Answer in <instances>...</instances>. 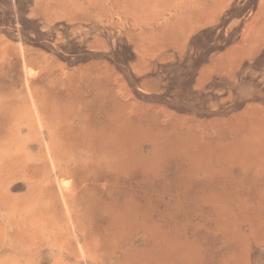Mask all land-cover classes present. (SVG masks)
Listing matches in <instances>:
<instances>
[{
    "label": "rangeland",
    "instance_id": "374dc122",
    "mask_svg": "<svg viewBox=\"0 0 264 264\" xmlns=\"http://www.w3.org/2000/svg\"><path fill=\"white\" fill-rule=\"evenodd\" d=\"M263 233L264 0H0V264H264Z\"/></svg>",
    "mask_w": 264,
    "mask_h": 264
},
{
    "label": "trees",
    "instance_id": "16d2710c",
    "mask_svg": "<svg viewBox=\"0 0 264 264\" xmlns=\"http://www.w3.org/2000/svg\"><path fill=\"white\" fill-rule=\"evenodd\" d=\"M26 28L24 27L22 29V34L23 36H27L26 34ZM210 31H213L211 28H205L202 29L201 31H199L190 41V45L191 47L198 51L199 53H192L190 55H187L184 57V59L181 62H176L174 63L173 67H176L179 71L180 74L179 76L182 79H185L188 77V79L190 77L193 78L195 71L198 69V67L204 63L207 55H209V53H211L212 51L215 50V48L211 47L209 44L212 42V40H207V41H200V39L202 37H204L207 33H209ZM30 42H33L32 39H28ZM227 44L229 43L228 41L226 42ZM220 49V48H217ZM171 74H174L171 73ZM183 95L181 94L180 99L181 100H187L186 96L187 93L182 91ZM193 94H195L194 92H192Z\"/></svg>",
    "mask_w": 264,
    "mask_h": 264
},
{
    "label": "bare ground",
    "instance_id": "6f19581e",
    "mask_svg": "<svg viewBox=\"0 0 264 264\" xmlns=\"http://www.w3.org/2000/svg\"><path fill=\"white\" fill-rule=\"evenodd\" d=\"M198 12V11H197ZM184 16L183 17H185V18H193V17H191L192 16V9L190 8V9H187L185 12H183L182 13ZM256 233V232H255ZM264 234V233H263Z\"/></svg>",
    "mask_w": 264,
    "mask_h": 264
}]
</instances>
